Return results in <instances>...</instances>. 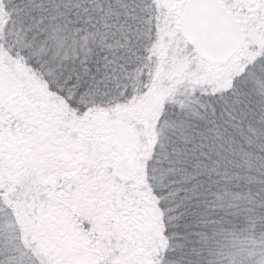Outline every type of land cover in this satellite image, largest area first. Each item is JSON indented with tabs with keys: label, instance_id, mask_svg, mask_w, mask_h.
Masks as SVG:
<instances>
[{
	"label": "snow or ice",
	"instance_id": "obj_1",
	"mask_svg": "<svg viewBox=\"0 0 264 264\" xmlns=\"http://www.w3.org/2000/svg\"><path fill=\"white\" fill-rule=\"evenodd\" d=\"M0 264H264V0H0Z\"/></svg>",
	"mask_w": 264,
	"mask_h": 264
}]
</instances>
